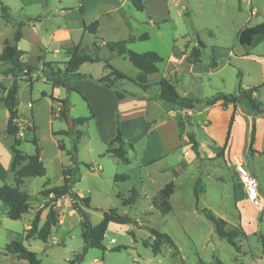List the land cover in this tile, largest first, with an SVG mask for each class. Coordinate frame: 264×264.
<instances>
[{
  "label": "rangeland",
  "instance_id": "obj_1",
  "mask_svg": "<svg viewBox=\"0 0 264 264\" xmlns=\"http://www.w3.org/2000/svg\"><path fill=\"white\" fill-rule=\"evenodd\" d=\"M144 5V11L137 12L127 0H0V51L5 42L14 44L17 23H22V38L16 46L23 52L22 63L31 67L30 71L19 75L18 81L17 124L21 138L18 149L32 155V140L36 141L46 171L41 178H24L21 184L14 181L10 170L13 137L5 131L8 115L0 101V186L6 184L25 193L30 208L20 220H10L3 215L0 203V264H27L7 256L4 246L23 236L35 211L44 205L45 200L40 195L43 183L48 180V187L61 186L63 169L73 171L70 180L78 178L73 191L80 197L90 198L89 208L84 211L91 225L99 223L103 212L112 208L131 219L127 224H110L103 239L105 250L87 249L78 264H214L215 258L224 264H241L240 258L246 251L240 245L236 254L214 233L213 225L196 211V206L223 219L226 230L238 233L236 240L243 235L237 228L240 225L247 235L245 246L250 253L261 250L259 234H264V216L251 204L243 208L237 205L245 200L240 194L236 174L223 159L218 140L214 143L205 138L201 127L207 125L211 129L214 124L219 125L214 133L218 137L224 125L219 110L204 112L206 105L199 103L191 111L174 107L175 116H171L168 111L172 106L161 109L149 101L158 89L154 86L158 77H150V86L145 90L126 81L115 82L117 88L148 100L147 107L124 103L119 111L133 112L130 116H144L152 123V133L146 131L131 150L124 148L130 161L124 164L112 157L111 150L116 147L108 143L114 135L112 123L98 118L76 125L73 119L90 116V109L81 96L69 93L66 117L60 114L62 106L49 98L53 94L63 99L67 93L63 88L52 89L47 83L44 63H50L53 69H63L70 53L78 47L80 52L101 60L83 64L80 73L99 77L105 74L103 67L107 63L127 77L135 78L137 70L124 56L109 52L105 44L146 33L147 40L129 44L128 49L137 53H157L163 59L158 65L160 74L174 84L181 97L203 101L216 92H236L240 82L243 90L257 87L256 98L264 104V39L244 47L237 38L241 29L264 23V0H144ZM2 6L7 7L9 22L2 18ZM95 20L98 22L96 32L90 34L84 27ZM198 41L205 47L200 48L192 76L188 74L191 69L188 56L192 47H198ZM212 60L218 67L205 75L204 71L211 69ZM8 69L0 65V99L12 84V78L6 74ZM156 104L165 105L159 101ZM239 107L245 108L244 105ZM235 116V134L228 136L227 148L239 154L247 147V118L238 111ZM133 117L120 128L128 137L139 134L134 129ZM178 119L181 120L180 128ZM262 128L264 117H260V130ZM189 131L198 143L199 158L187 143ZM61 132L68 134H59ZM75 143L76 156L73 158L70 154ZM259 169L264 171L262 158ZM122 174L129 179L113 182L115 175ZM196 180L197 198L193 194ZM170 181L174 184L169 198L171 211L162 215L153 202ZM131 189H135L139 197L132 206L123 207L117 195L126 198ZM55 209L59 222L46 243L22 239L25 248L37 254L40 264H67L83 248L80 215L72 209L71 201L67 204L62 199ZM46 211L43 210L42 218ZM149 229L170 236L176 253L163 242L160 252L154 255L151 248L143 244L153 243ZM114 247L122 249L112 252Z\"/></svg>",
  "mask_w": 264,
  "mask_h": 264
},
{
  "label": "trees",
  "instance_id": "obj_2",
  "mask_svg": "<svg viewBox=\"0 0 264 264\" xmlns=\"http://www.w3.org/2000/svg\"><path fill=\"white\" fill-rule=\"evenodd\" d=\"M131 7L137 11L142 12L145 9L144 0H127ZM2 18L6 22H9L10 16L7 12V7L2 6ZM23 24L17 23V29L14 33L13 41L14 44L5 42L0 51V65L8 66L9 69L6 71V74L12 78V84L10 88L5 90L4 96L0 99L1 103L7 110V124L5 131L8 135L13 137V145L11 146V152L13 154L10 170L14 174V181L17 184H21L23 178L28 177H44L46 174L45 168L40 161L39 148L36 141L32 140L34 145V154L27 155L18 149L21 143V138L19 137V125L17 124L18 120V81L19 75L21 73H26L31 70V67L24 65L21 61L23 52L19 50L16 46L22 38L21 28ZM98 26L97 20L93 21L91 24L84 27L85 31H88L90 34H95ZM238 43L241 46H251L262 39H264V23H260L255 26L245 27L238 32L237 35ZM148 39L146 33L141 34L140 36H128L124 40H119L115 42H107L105 44L106 49L115 53L118 56H124L128 62L137 70V76L135 78H130L124 75L122 72L114 69L111 65L105 63L103 67L104 75L99 77H94L91 74H82L79 72L80 67L83 64H95L101 62L97 57H91L88 54H84L79 51L78 47H75L69 55V59L66 61L63 69H53L50 63H44L43 73L45 74V80L50 83L52 87H61L63 88L67 95L63 99H56L52 95L49 96L51 100L57 102L62 106L60 114L62 117H66L67 111L69 110L68 104V95L69 93L79 92L75 90L71 83L73 80L87 79L93 83L99 84L103 87H106L115 94L116 98L121 100L126 97L136 98L137 95L133 92L119 89L114 83L115 82H129L143 90L150 86L149 78L158 77L155 81V85L158 89L156 93L151 95V99L159 101L165 105L174 107H179L184 110H193L196 105L201 102H204L206 106H214L219 104L222 108H225L229 105L233 107V112L230 116L227 131H226V141L229 136V131L231 125L234 121L235 108L237 105H244L246 110L249 113H252L254 117L264 116V104L257 100L253 96L257 91V87H252L248 90L241 89L240 82L237 85V90L234 93H223L216 92L212 97L207 99H194L188 97H181L176 92V87L169 80L164 78L160 74L158 65L162 62V58L155 52H143L137 53L128 49L127 45L132 44L136 41H144ZM198 47H192L188 56L191 64L195 65L199 61L200 57V48H204V44L201 41H198ZM217 67L215 61H211L210 68L214 69ZM240 77V73L237 74V78ZM43 97H46L43 94ZM82 100L88 106L87 101L84 97ZM90 109V108H89ZM179 118V115H177ZM92 119V112L90 109V116L79 117L73 119V122L76 125H83L86 122ZM254 122L252 120L251 125V134L249 141V150L252 152V144L255 140L254 136ZM178 128L181 127V120L177 121ZM59 134H68V132H61ZM187 143L190 147V150L193 152L196 158H199V148L198 143L195 140V137L191 131L186 133ZM225 141V143H226ZM116 145L115 148L111 150L113 156L118 158L122 163L129 164L130 161L127 158L125 147L127 149H132L133 144L125 141L123 134L120 129L119 120L116 121V127L114 131L113 138L109 141V145ZM76 143L73 146V152L70 154L73 158L76 156ZM225 146V144H224ZM71 170H62V185L58 187H48L49 181L46 180L43 183L42 190L40 195L44 198V205L35 211L33 217L29 222V227L24 231L23 238L25 240L35 239L41 242L46 243L48 237L50 236L52 228L58 224L59 215L56 211V203L64 197H68L71 201V207L73 210L77 211L80 215V227H81V238L83 241V248L80 254L76 255L71 261H68L67 264H78L85 253L89 248H95L99 250H105L103 246V239L105 232L107 230L108 224H127L131 222L126 216L118 214L116 209H108L103 212L102 219L96 225H91L88 221V217L84 209H88L90 205L89 197H80L73 191V185L78 181V178L69 179L71 176ZM1 177V173H0ZM129 179L128 175H115L113 177V182H124ZM198 180L194 184L193 194L197 198L199 193L197 188ZM174 184L172 181L167 183L158 194V200L153 202V206L160 212L162 215H166L171 211V206L169 203V198L173 194ZM139 193L135 189H131L128 193V197L124 198L121 195H117V198L120 200V203L123 207L132 206L137 198ZM0 203L4 208V214L10 220H19L23 215L29 213L28 197L25 193L20 192L16 187H10L6 184L0 186ZM47 209L44 221L41 225V218L43 210ZM196 211L201 213L212 225L214 233L220 238L225 240L237 253H239L240 244L236 238L238 233L234 231L226 230V222L216 217L208 209H200L196 206ZM149 233L153 237V243L148 244L144 242L145 247H150L154 255H157L160 252V245L165 242L171 248L177 251L173 240L167 234L160 233L156 230L149 229ZM259 240L261 244V252L264 254V236L259 234ZM122 248L114 247L111 249L112 252H120ZM4 252L7 256L11 257L13 260L24 261L27 264H40V259H38L37 254L29 251L18 240H10L4 246ZM214 264H224L218 258H215Z\"/></svg>",
  "mask_w": 264,
  "mask_h": 264
},
{
  "label": "crops",
  "instance_id": "obj_3",
  "mask_svg": "<svg viewBox=\"0 0 264 264\" xmlns=\"http://www.w3.org/2000/svg\"><path fill=\"white\" fill-rule=\"evenodd\" d=\"M145 1L147 2V0H145ZM196 66H197V63L195 65L190 64L191 69L188 72L189 75L193 76V74H195L194 73V67H196ZM217 67H218V65H217ZM217 67L214 69L208 68L207 69L208 71H204L205 75H206V73H210L213 70L217 69ZM47 83H49V82H47ZM71 85L75 90H77L79 92L80 96H82L86 99L88 107L91 109V112H92V119L91 120H96L98 118L103 119L105 121L112 123L113 128L116 127L117 119H119L120 128H123V125L128 123V119L130 117H133V116H130V114L133 112L119 111L122 104L129 103L132 106H137V105L142 106V107L148 106V100H144L143 98H141L137 94H136L137 95L136 98L126 97L124 99L119 100L116 98V96L112 92V90H110L106 87H103L99 84L93 83L87 79L73 80ZM59 88H61V87H59ZM52 89H56V87H52ZM72 93H74V92H72ZM55 95H56V97H59L57 94H55ZM52 96H53V94H52ZM253 96L256 98L257 94L254 93ZM53 97L55 98V96H53ZM149 101L154 102L155 106H158L161 109L167 107V105H163V107H161V105L156 104V102H157L156 100L151 99ZM202 104H204V102H201L199 105H202ZM205 109L206 110L205 111L203 110V111L207 112V113L210 112L211 110H213V111L219 110V112H221V116L224 118V125H223V128L221 129V132L219 133V131H218V134H217L218 137H216L214 133H215L216 128L219 125L214 124V127L212 126L211 129H209V126H207V125L201 126L203 128L205 138L214 140V143H216L215 140L216 141L218 140V144H219L220 148H222V151H223L222 157L227 162V164L229 163L232 166L233 171H234V165H233L234 161L239 160V161L243 162L245 168L255 177V179L257 180V183H258V193H259L260 200H261V202H260L261 205L258 207H255V209L258 211H261L262 217H263L264 216V171L259 169V161L261 158L264 159V129L262 128L260 130V117H264V116L254 117L252 113H247L245 108L239 107V105L236 106L235 114H236V111H238V112H241L242 114H244L246 116V118H247L246 127L248 130L247 131V147H246L245 151H242V153L238 154V152L228 151V148H227L228 147L227 145L229 143V137L231 135L233 136L235 134V132L233 131V128L235 127L236 122H237V116H235V115H234V121H233L231 129H230L229 137L227 139V142L225 143L227 126H228L230 116L233 112V107L231 105H229L225 108H222L219 104H216L214 106H206ZM188 111H191V110H188ZM168 113L171 116L174 115V111L172 110V108L168 111ZM124 116H125V118H124ZM253 118L255 119V122H254L255 140L252 144V152H250V150H249L250 138H248V136H250V134H251L250 127L252 125ZM133 119H134V121H133L134 129L139 134L137 136L135 134H133V135L131 134L132 135V136L130 135L131 137H128L124 134H123V136L125 137V140L127 142H130L133 145H135L136 140H139L143 135H146V131L150 130L149 132L152 133V131H151L152 123L151 124L148 123L147 120L144 118V116L136 115L135 117H133ZM137 128H138V130H137ZM114 131H115V129H114ZM219 134H220V136H219ZM113 136H111L110 139L108 138L109 141L113 138ZM109 141H108V143H109ZM224 144H225V146H224ZM249 160L251 163H248ZM72 172L73 171H71V173ZM239 190H240V194H242L245 201L238 202L237 205H240V208H243L245 205L250 206L249 205L250 203H248L245 199L244 192H243L241 185L239 187ZM62 199H65L67 201V204H70V200L68 197L61 198V200ZM61 200H59L56 203L57 206L60 204ZM3 215H5V214H3ZM44 217H45V215H44ZM44 217L41 218L42 223L44 221ZM30 220H29V222H30ZM261 221H262V219H261ZM29 222H28V225L25 226L24 231L26 229H28ZM58 222H59V220H58ZM110 224H112V223H109L108 227L110 226ZM237 228H238V231H241L243 233V235L240 236V239H238V242L241 245L242 250L246 251V254L242 255V257L240 258L241 259L240 263L241 264H264V254H262L260 249H257V252L255 254H251L249 249L245 246V243L247 240V238H245V236L247 237V235L243 232L240 225H238ZM263 236H264V234H263ZM22 239H23V236L22 237H19V236L16 237V240H18V241L22 242ZM234 264H236V263L234 262Z\"/></svg>",
  "mask_w": 264,
  "mask_h": 264
},
{
  "label": "built area",
  "instance_id": "obj_4",
  "mask_svg": "<svg viewBox=\"0 0 264 264\" xmlns=\"http://www.w3.org/2000/svg\"><path fill=\"white\" fill-rule=\"evenodd\" d=\"M56 52V51H55ZM234 172L238 179V183L241 185L245 199L254 207L261 205L260 196L258 193V183L255 177L245 168L242 161L235 160ZM113 242V240H111Z\"/></svg>",
  "mask_w": 264,
  "mask_h": 264
},
{
  "label": "water",
  "instance_id": "obj_5",
  "mask_svg": "<svg viewBox=\"0 0 264 264\" xmlns=\"http://www.w3.org/2000/svg\"><path fill=\"white\" fill-rule=\"evenodd\" d=\"M68 123H69V125H71L72 121L68 119Z\"/></svg>",
  "mask_w": 264,
  "mask_h": 264
}]
</instances>
